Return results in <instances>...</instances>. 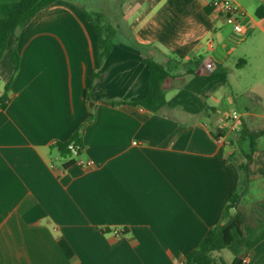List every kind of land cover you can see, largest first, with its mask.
Masks as SVG:
<instances>
[{
	"label": "crops",
	"instance_id": "obj_1",
	"mask_svg": "<svg viewBox=\"0 0 264 264\" xmlns=\"http://www.w3.org/2000/svg\"><path fill=\"white\" fill-rule=\"evenodd\" d=\"M232 1L244 15L220 14L211 0H123L131 31L103 60L75 0L51 3L10 37L0 61L12 97L0 108V264H178L223 222L235 193L244 206L264 199V135L245 188L247 142L216 135L237 109L240 128L264 130V0ZM198 56V75L223 67L227 83L188 89L194 75L177 60ZM146 58L171 69L162 113L111 102L144 96ZM81 125L90 168L55 147ZM243 258L264 264V239Z\"/></svg>",
	"mask_w": 264,
	"mask_h": 264
},
{
	"label": "trees",
	"instance_id": "obj_2",
	"mask_svg": "<svg viewBox=\"0 0 264 264\" xmlns=\"http://www.w3.org/2000/svg\"><path fill=\"white\" fill-rule=\"evenodd\" d=\"M57 0H0V61L6 52L11 36L30 23L33 17L43 8ZM123 0H105L104 4L98 6L97 16L93 15L84 8L88 20L94 25L99 47L100 60L105 59L113 49L114 38L121 31H131L129 21L122 11ZM258 17L264 16V4L257 10ZM201 56L193 58L184 63L187 71L193 74V78L186 87L195 93H200L202 88L213 80H220L227 83V69L220 67L207 75H198L195 67L200 64ZM14 70L17 72L21 65V56L15 47L13 50ZM148 76L147 90L143 97L135 100H111L113 104H129L140 106L144 109L162 113L166 108V92L164 84L171 75L169 66L161 64L153 59L144 60ZM11 82L5 84L0 96V108H6L11 100ZM94 114L88 120H93ZM83 129L81 125L72 137L65 142H57L55 147L63 157L71 155L69 145L76 146L81 153L83 150ZM240 133V145L244 141L247 143L246 149L242 148L238 154L242 157L238 165L243 175V187L248 183V164L252 153L256 150L257 139L264 135V130L251 131L241 127L236 131ZM217 136L223 133L216 131ZM243 147V146H242ZM236 158L235 154L232 156ZM70 161H73L71 159ZM242 192L235 193L224 212L222 223L213 227L210 234L202 239L198 247L185 256V264H243V257L250 248L264 239V199L257 200L249 205H241ZM230 250L233 258L227 260L224 252Z\"/></svg>",
	"mask_w": 264,
	"mask_h": 264
},
{
	"label": "built area",
	"instance_id": "obj_3",
	"mask_svg": "<svg viewBox=\"0 0 264 264\" xmlns=\"http://www.w3.org/2000/svg\"><path fill=\"white\" fill-rule=\"evenodd\" d=\"M210 5L212 6L213 10L223 14V15H244V12L232 1V0H211ZM235 29L239 32L243 31L241 23L238 21L235 24ZM207 66L210 68L212 67V63H208ZM241 126V117L240 114L236 111L231 112L230 114L224 116L222 118V128L230 131L235 132ZM69 149L77 155L76 163L83 167V168H90L93 167L94 162L91 159H84L80 157V152L76 146L73 144L69 145ZM243 264H247V258H243ZM178 264H185V259L178 262Z\"/></svg>",
	"mask_w": 264,
	"mask_h": 264
},
{
	"label": "rangeland",
	"instance_id": "obj_4",
	"mask_svg": "<svg viewBox=\"0 0 264 264\" xmlns=\"http://www.w3.org/2000/svg\"><path fill=\"white\" fill-rule=\"evenodd\" d=\"M77 2H79L80 4L83 5V7L88 10L92 15L93 17H96L97 16V11L99 10L98 6L100 7L101 4H104L105 3V0H75ZM119 35V34H118ZM117 35V36H118ZM116 36V37H117ZM117 39L114 38L113 42L116 41ZM3 86H2V82H0V89L2 90ZM235 109H237L235 107ZM236 112L240 113V110H236ZM260 121V120H259ZM249 160H247L248 162ZM243 192V191H242ZM255 202V201H253ZM252 203V202H251ZM233 253L230 251V250H226L224 252V257L227 259V260H231L233 258Z\"/></svg>",
	"mask_w": 264,
	"mask_h": 264
},
{
	"label": "water",
	"instance_id": "obj_5",
	"mask_svg": "<svg viewBox=\"0 0 264 264\" xmlns=\"http://www.w3.org/2000/svg\"><path fill=\"white\" fill-rule=\"evenodd\" d=\"M218 131H219V132H224L225 130H224V129H219Z\"/></svg>",
	"mask_w": 264,
	"mask_h": 264
}]
</instances>
